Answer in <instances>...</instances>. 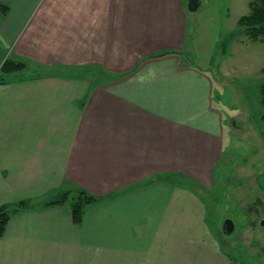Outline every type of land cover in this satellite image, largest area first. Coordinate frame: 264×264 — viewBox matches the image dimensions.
Returning <instances> with one entry per match:
<instances>
[{
  "label": "crops",
  "instance_id": "0c3cea01",
  "mask_svg": "<svg viewBox=\"0 0 264 264\" xmlns=\"http://www.w3.org/2000/svg\"><path fill=\"white\" fill-rule=\"evenodd\" d=\"M187 6L0 0V70L30 65L0 82V206L36 204L10 219L0 264H222L184 182L206 181L225 152L215 77L184 53ZM81 188L111 198L81 223L71 198L49 204Z\"/></svg>",
  "mask_w": 264,
  "mask_h": 264
},
{
  "label": "rangeland",
  "instance_id": "374dc122",
  "mask_svg": "<svg viewBox=\"0 0 264 264\" xmlns=\"http://www.w3.org/2000/svg\"><path fill=\"white\" fill-rule=\"evenodd\" d=\"M250 1L202 0L197 11L187 6L184 53L215 77L225 152L214 173L208 169L206 181L192 177L184 182L206 201L208 235L223 252L222 264H264V43L248 36L240 40L235 33L239 17L250 12ZM29 68L28 64L9 75L22 77ZM6 78L0 76V82ZM68 192L69 198L77 195L75 190ZM228 218L236 225L231 235L223 232Z\"/></svg>",
  "mask_w": 264,
  "mask_h": 264
},
{
  "label": "trees",
  "instance_id": "16d2710c",
  "mask_svg": "<svg viewBox=\"0 0 264 264\" xmlns=\"http://www.w3.org/2000/svg\"><path fill=\"white\" fill-rule=\"evenodd\" d=\"M2 11L4 14H7L8 10L5 7H2ZM239 35L247 34L253 41H264V0H254L252 3V9L249 14L243 16L239 22V28L235 31V33ZM171 51H166L161 53V55L168 53ZM17 60L9 58L2 65V74L0 76L6 77V75L10 74L13 70H23L28 65L27 62L21 60L16 62ZM6 79L2 82H5ZM77 195L71 197V207L73 211V218L76 223H81L83 220V216L85 210L88 206L92 204H96L102 202L109 197H99L92 195L85 189H76ZM70 192L63 191L62 194L53 202L49 204H61L65 203L69 199ZM114 196V195H113ZM112 196V197H113ZM47 204V205H49ZM36 206L35 203H32L29 199H22L14 202H9L0 206V238H2L5 234L7 225L12 218V216L24 209L34 208Z\"/></svg>",
  "mask_w": 264,
  "mask_h": 264
},
{
  "label": "water",
  "instance_id": "95a60500",
  "mask_svg": "<svg viewBox=\"0 0 264 264\" xmlns=\"http://www.w3.org/2000/svg\"><path fill=\"white\" fill-rule=\"evenodd\" d=\"M202 4V0H188V8L191 11H197ZM262 227H264V219L261 222ZM236 225L234 221L230 218L226 219L223 224V232L227 235L234 233Z\"/></svg>",
  "mask_w": 264,
  "mask_h": 264
}]
</instances>
